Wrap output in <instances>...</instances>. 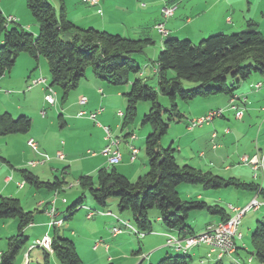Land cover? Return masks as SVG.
<instances>
[{
    "label": "crops",
    "instance_id": "obj_1",
    "mask_svg": "<svg viewBox=\"0 0 264 264\" xmlns=\"http://www.w3.org/2000/svg\"><path fill=\"white\" fill-rule=\"evenodd\" d=\"M15 2L18 4L22 2L16 12V17L19 18L21 25L34 35L39 34V27L35 19L27 10H24V1L15 0ZM63 2L67 8L70 20L81 28L94 27L127 38L151 39L152 42L146 46L144 54L147 56L151 52L152 58L150 59L153 62L156 61L159 51L163 49L167 38L179 39L185 37L197 43L213 34H232L243 31L247 29L249 22H254L264 35V0H99V3L96 5H91L83 0H63ZM1 6L5 7L4 0H0V9L2 10L3 8ZM165 6H175L173 15L168 18L164 17L163 8ZM160 22H165L168 29L167 36H163L155 27ZM43 67L44 64L41 57L36 61L27 53L19 56L13 69L0 78V115L10 113L13 117L12 110L10 109L14 106H11L10 102L16 96H22L25 100L29 99L31 102H35L36 105H41V107L49 106V103L45 99L46 90L44 85L37 84L31 88L28 87L31 81L39 76L48 79V74L44 73L45 70ZM153 70L157 73L156 63ZM259 82L263 85L257 88L256 84ZM130 84L128 85L129 87ZM57 95L56 92V103L54 106L58 102ZM123 95L124 93L121 89L108 85L92 72L88 73L85 79L83 78L80 81L78 88L71 95L70 103L63 110L65 114L59 119L62 126L70 127L72 124L75 125L77 129L79 128L81 130L79 131L83 136H88V141L95 142L96 147L101 150L108 143L102 126H109L115 136L116 133H121V136L117 137L121 138L119 150L122 154V160L119 163L120 167L116 168L120 173L134 181V179H137L148 170V164L143 162L142 167H140L141 163H137L139 154L141 153V148L138 145L141 138L137 140L134 132L128 127H123V116L118 114L119 111L124 113L126 109V101ZM235 95L238 97L235 102L238 107L237 109L243 110V116L241 118H238L236 115L235 117L241 121L246 119L245 122L240 123L237 130H234L232 127L230 128L231 121L227 119L229 115L227 117L225 116V110L233 111L234 113L237 111V109L229 106L231 95L220 94L202 98L199 101H195L197 99L194 100L197 104L202 105L199 109H194L189 106L190 118H188L187 122V131L179 137L178 145L176 144L178 152L176 154L179 155L177 161L180 164L181 159L183 163L200 170L211 171L224 178L236 177L243 181L256 182L264 187V171L262 167L255 170L252 165L246 166L240 164L242 163V157L245 155L251 158L255 155L261 156L264 154V115H262L264 113V77L259 73H253L246 80H242L239 83L233 96ZM83 96H86L88 99L85 105L80 104V99ZM16 99L20 100L21 98L16 97ZM99 107H103L104 110L98 114L96 121L88 116L79 117L78 112L74 115L76 113L74 109L80 110L85 108L89 113ZM218 108L224 109V113L220 117L222 119L219 121L216 122L215 119L212 121L213 124L210 125L205 124L195 128L189 127L192 118ZM15 109L16 111H20V114L27 116H30V113L32 115V112L36 113L33 111L35 108L27 110L20 104ZM42 112L43 110L38 112L39 117L34 116V118L32 116V126L25 139L30 151L29 153L25 152V156L27 157L25 161L27 165H30L29 162L32 160L44 161L36 166H31L34 168L33 172L41 180L53 182L56 178H59L57 176L59 169L57 165L59 161H68L72 165L76 162L83 161L75 156V145L70 144L72 142H68L69 139L62 140L58 146L56 142H52V136L49 134L52 131L51 128L54 122L48 120V114L46 112L45 115ZM258 120L261 123L256 134L248 136L249 139L245 141L242 135H240L239 128L243 126L242 124L246 125L247 123L249 127H252L251 123L256 124ZM97 122L101 123L102 126ZM82 129L87 130L83 131ZM29 139H34L37 142V149H34L28 144ZM182 141L184 143L181 145L180 143ZM172 143L174 144V142ZM227 143L236 145L243 144V146H238L234 152H226V155H223L222 149ZM132 146L138 149V155L134 161L131 160ZM203 147H205V150L202 149ZM58 151L64 153V159L57 157ZM89 160L93 161L92 164L94 167L89 171L85 169L84 171H87L86 173L92 172L97 168L109 166L107 157L103 154ZM1 161L3 167H0V171L6 164L9 167H13L6 157H1ZM53 173L55 177L51 180L49 177ZM67 173L68 170L63 171V175ZM62 180L66 182L64 176ZM5 181L4 190L1 193L5 191V196L20 199L22 206L27 211H33L32 205L28 201V197L31 194L30 197L33 199H31V202L36 201L35 207L37 208L34 209H36V212L41 211V214H34L32 224L24 230V234L28 238L33 235V239L35 240L43 237L45 234H49L51 237L56 234L66 237V234L63 232L64 229L61 230L64 227V223L61 227L57 228H50L48 224L50 217L47 214V209L51 206V200L57 190L47 189V193L43 197L39 196L38 192L31 191V189L25 191L26 182L24 179L13 176V172L10 176L5 177ZM182 184L178 186L182 198V195H184L189 200L199 199L209 204H218L229 215L232 214L230 206L241 208L250 203L254 198L263 201L257 192L247 190L240 192L238 189L231 187L209 189L200 184H191L194 188L184 186L182 190L180 189ZM66 185L67 182L58 189L56 207L59 211V217H61L62 213L60 207L68 203V199L63 196V192L67 187ZM223 189L225 193H223ZM37 197L38 199H36ZM63 198H66V202H63ZM234 198L237 199V203L234 202ZM263 208L264 204L256 209L255 212H263ZM99 211H103V213H100V217L96 221H93L92 225L103 224L102 232H93L83 236L74 229L71 233L72 238H69L74 241L79 255L82 253L92 254L89 264H104L106 260L109 262L115 261L118 264H154L170 254H188L191 257V263L196 262L197 264H216L219 260H222L225 264H229L227 260L230 264H260L252 254L253 247L250 248L245 243V233L240 230V227L239 232H241L242 237L236 240V251L231 255L219 258L218 252L211 251V247L207 244L197 245L187 253H180L166 246L167 233L176 235L178 233L164 227L160 214L157 219L161 223L157 227L153 226L151 231L144 232L143 236H138L126 228H124L122 233L113 235L111 228L115 226L123 227L122 222L115 218L116 216L114 215L117 214L112 209L105 210L103 208ZM88 214L89 212L86 218L89 220L97 217L96 214L88 217ZM119 216L128 220L122 215ZM222 221L221 216L203 210L192 211L187 220L188 224L196 233L202 232L209 225L218 224ZM259 221L257 220V224ZM253 224L248 228L249 234L251 233V235L254 229ZM0 226L1 253L7 249L9 238L18 233V220L16 218L1 219ZM133 233L137 235L136 238L139 237L137 239L138 241H135V238L132 237ZM111 234L117 239L120 238L117 241L120 242L119 244L130 245L131 251L129 254L124 256H115L112 254V245L106 243ZM98 242L99 244L97 245ZM22 259L23 255H20V262ZM36 259L42 261L38 255H36ZM43 261L45 263L44 258ZM82 261H84L83 258Z\"/></svg>",
    "mask_w": 264,
    "mask_h": 264
},
{
    "label": "trees",
    "instance_id": "obj_2",
    "mask_svg": "<svg viewBox=\"0 0 264 264\" xmlns=\"http://www.w3.org/2000/svg\"><path fill=\"white\" fill-rule=\"evenodd\" d=\"M60 3L57 9L50 0H26L39 26L37 37L21 25L19 18L18 21L8 22V16L0 9V78L13 69L21 54L27 53L36 61L40 57L47 59L50 79H46L51 86L61 89L62 103L86 77L88 67L96 77L110 85L131 83L128 92L124 93L127 107L123 113V127L135 121L140 101L151 102L149 112L142 119V125L152 128L145 139L147 172L132 181L118 172L114 165L101 167L95 176L82 175L78 180L100 206L106 207L111 197L119 198V212H129L141 232L152 230L149 210L157 208L166 229L176 231L179 236H188L196 233L187 222L192 211L217 214L223 221L231 215L218 204L183 199L178 190L182 183L200 184L209 189L231 187L257 192L264 201V187L260 184L236 177L224 178L189 164L180 165L176 156L177 147L173 143L168 148L161 145L170 124L185 117L179 108L180 101L220 94L233 96L239 83L253 73L264 77V35L254 22H249L243 31L213 34L198 44L190 39L167 38L155 61L158 85L154 87L141 78L133 81L130 78L131 73L142 72L135 55L144 53L151 39L127 38L94 27L81 28L68 17L63 0ZM229 77L233 78L231 83L228 82ZM184 81L194 85L186 88ZM159 92L168 97L169 108L160 103ZM31 126L32 119L25 114L17 119H13L10 113L0 115V135L26 133ZM21 173L24 181L37 189L58 191L66 184L59 178L53 182L43 181L28 169H21ZM84 198L82 195L70 209L78 208ZM34 214V211L25 210L20 199L0 197V220H18V233L9 238L7 249L0 253V264H21L23 259L20 262V255H24L25 248L31 244L24 230L32 224ZM251 240L253 256L264 264V222H258ZM52 244V253L39 248L44 252V264H49L48 256L51 254L62 264H83L73 240L56 234L52 237ZM190 261L188 254H170L154 264H189ZM106 264L115 263L110 261ZM216 264L225 263L219 260Z\"/></svg>",
    "mask_w": 264,
    "mask_h": 264
},
{
    "label": "rangeland",
    "instance_id": "obj_3",
    "mask_svg": "<svg viewBox=\"0 0 264 264\" xmlns=\"http://www.w3.org/2000/svg\"><path fill=\"white\" fill-rule=\"evenodd\" d=\"M23 1H24V8H25L24 10H27L28 13L30 15H32L30 10L27 7L26 0H23ZM50 2L57 9L60 8V4H61L60 0H50ZM21 4H22V2H21ZM21 4L20 3L18 4L17 2H15V0H4L5 7L1 6V8H3L2 12L5 16H9V15L17 16L16 12L19 9ZM35 36L37 37L38 34H36ZM184 39H187V38H185V37L179 38V40H184ZM200 42L201 41L197 42V44ZM151 47H153V46H151ZM150 58H152L151 52L147 56L144 53L140 54V55H135V59L142 66V72L141 73H131L130 78H131V80H135L136 78H141L142 80L146 81L151 86L155 87L158 85V75L153 70L155 62L151 61ZM41 59H42V62L44 64V67H43L45 70L44 73L48 74V79H50L47 59L45 57H41ZM38 71H40V70L38 69ZM91 72H92L91 68L88 67L86 69V75L88 73H91ZM84 79H85V77H84ZM232 79H233L232 77H229L228 82L231 83ZM108 85H110V84H108ZM128 85L129 84H124V85L114 86V87L119 88V89H121V91L123 93H126V92H128V90L130 88ZM193 85H194L193 82L184 81V86L186 88H191ZM111 86H113V85H111ZM76 89L72 90L69 94L67 101L65 103H62V98H63L62 91L60 88L54 87V90L58 94L57 95L58 96V102H57L56 106L48 104L49 106L41 107V105H36L35 102H31L29 99L25 100L22 96H16L17 98H21V99L18 100L15 97V98H12V101L10 102V105L14 106V107H12V109H10V110H12V114H13L12 118L17 119L21 115L20 111H16V109H15L18 104L23 105L24 108L27 110H30V108H35V110H33V111H35L36 113L32 112V115L30 113L29 117L31 119L34 116L39 117L38 112H41V110L45 111L48 114V120L49 121L52 120L54 122V124L51 128L52 131L49 134L52 136V142H56L57 146H58L62 140L69 139L68 142H72L70 144L75 145V156H77L81 161H83V162H80V161L76 162L74 165H72V163H69L68 161H59V164L57 165V167L59 168L58 172H57V176H59L60 179H62L64 176V178H66V182H67V185H66L67 187H66L65 191L63 192V196H65L68 199V203L63 204L60 207L62 209V213H61L60 218L64 219V222H63L64 227L61 230L64 229L63 232L66 234L67 238H72L71 233H72V230H74V229H76L77 232H79L83 236H86V235L93 233V232H102V230H103L102 228L104 227L103 224H97L96 226H93L92 223H93V221H96L100 217L99 216L100 213H103V212L99 211V210H102L103 208H105V210L112 209L117 215H122L123 217L127 218L129 220V222L131 223V225L137 229L135 222H134V220H133V218L129 212H125V213L119 212V210H118L119 198L111 197L110 199H108L107 206L102 207L95 201L94 197L90 194V192L88 190L83 189L78 182L81 175L88 174V175L95 176L98 168L93 170L92 172L90 171L91 173L90 172L86 173L87 171H84V170L87 169L89 171L92 169V167H94V165L92 164L93 161H91L89 159H94V157H96V156L98 157V156L102 155V150L98 149L96 147L95 142L88 141L87 140L88 136L87 135L83 136L80 133L81 130L79 128L77 129V127L75 125L72 124V126H70V127H66L65 125L62 126V123L59 119L60 115L63 116V114H65L63 112V110H64L65 106H67L70 103L71 95L74 93V91ZM123 97H124V100L126 101L125 103H126V107H127V100H126L125 95H123ZM196 99L197 100H195V101H199V99H202V98L198 97ZM159 101L164 107H168V108L170 107V101H169L168 97L163 95L161 92H159ZM195 101L192 100V101H180L179 102V108L184 113L185 117L181 121L172 122L170 124V128H169L168 133L162 138V141H161V145L164 148H168L172 144V142H174V145L176 147L178 145L179 137L182 134L186 133L188 118H190L189 106L193 107L194 109H199L202 105V104H197V102H195ZM150 108H151V102L150 101H140L138 103V115H137L135 121L128 126V128L132 132H134L135 135L137 136V140L141 138V140L138 144L141 148V150H140L141 153L139 154V158L137 161V163H139V164L141 163L140 167H142L143 162L148 164V156H147V153L145 150V139L148 136V134L152 131V128L149 125H142V119H143L144 115L149 112ZM82 109L85 110V108H82ZM74 110L76 112L74 115H76L77 112H79V109H74ZM36 114H38V115H36ZM228 115H229V117H227ZM235 115H236V113H234L233 111L225 110V116L227 117V119L229 121H231L230 128L232 127V128H234V130H237V128L240 126V123L245 122L246 119H244V121H241V120L237 119L235 117ZM262 115H264V113ZM120 118H122V117H120ZM215 119H216L215 121L217 122L222 118L215 117ZM256 122H257L256 124H254L253 122L251 123L252 127H249L248 123H247L246 125L242 124L243 126L241 128H239V131L241 133L240 135H242V137L245 141L247 139H249L248 136H250L252 134L253 135L256 134V131L259 127V124L261 123L260 120H258ZM120 123H122V122H120ZM210 124H213V122L209 123V125ZM253 126H254V128H253ZM82 130L85 131L87 129H82ZM263 130H264V128H263ZM29 132H30V130L26 133L0 135V167H3V165H1V163H2L1 157L8 158V160L10 161V164L13 165V167H11V166L9 167V165L6 164L5 167L2 168V170L0 171V197H1V195L5 196V194H6L5 191H4V193H1L4 190V186H5V182H6L5 181L6 176H10L11 173L13 172V176H16V178L24 179L22 176V173H21V169H28V170L34 171V168L31 167V165H27L26 161H25L27 158L25 156V152L29 153V151H30V149L27 146V143L25 141ZM112 133H113V131H112ZM113 136L118 138L117 136H121V133H116V136L113 133ZM119 139L121 140L120 137H119ZM183 143H184V141H182L180 144L182 145ZM238 146H243V144L242 145L241 144L236 145V144L227 143L226 146L222 149V154L226 155V152H234L235 150H237ZM202 149L205 150V147H203ZM198 150H201V149H198ZM89 151L94 152L95 155H92ZM177 154H178V152H177ZM177 154H176V156L179 158V155H177ZM184 164L185 163H183V161L180 159V165H184ZM240 164L246 165V166L251 165V164H244L243 162ZM119 165L120 164L116 165V167L119 168L120 167ZM64 170H68V173L65 175H63ZM54 177H55V175L53 173L50 175L49 178L51 180H53ZM137 179H134V181ZM184 186L194 188V186H192L191 184L183 183L180 186V189L183 190L182 187H184ZM25 189H26L25 191L30 190V189H31V191H36V192H38L39 196H41V197H43L45 195V193H47V189H45V188L37 189L35 186H33L30 183H26ZM178 190H179V187H178ZM222 191H224L223 193H225L224 189ZM239 191L243 192V190H239ZM56 194L58 196V191L55 192V195L53 198H57ZM82 195H84L85 198H84L83 202L80 205H78V208H74L75 210L70 209V207ZM30 196H31V194L28 197V201L31 203L30 205H32V208H33L32 210L35 211V215H37L38 213L41 214V211L36 212V209H34V208H37V207H35L36 201H34L33 202L34 204H33L31 202L32 197H30ZM182 196H183V199L184 198L186 199V197H184V195H182ZM36 199H38V197ZM186 200H189V199H186ZM233 200L235 203L238 202L236 198H234ZM262 210H263V212L261 211L262 213L260 211L255 212L256 210H250L241 219L240 230L245 233V238H244L245 240L244 241H245V243L248 244V246L250 248L252 247V240H251L252 235H251V233L249 234L248 228L252 223H254L253 224V226H254L253 231H254L256 229V226H257V220H260V222H264V208ZM88 212H89V214L91 212H93L94 214H96L97 217L94 219H91V220L87 219L86 217H87ZM159 214H160V212L157 208H152L149 210V217H150L154 227H157L159 225V223H161L157 219ZM117 215H114V216H117ZM9 219H11V218H9ZM122 226L123 227H121V226H115V227H117V228L121 227L122 229H124V228L131 229V228H128L127 226H124L123 224H122ZM112 228H114V227H112ZM0 229H1V226H0ZM167 234H169V233H167ZM137 235L141 236L139 234H137ZM137 235L134 233L132 234V237L135 238V241H138L137 239L139 237L136 238ZM167 238H166V240H167ZM119 239L120 238L117 239L116 237L112 236V234H111L110 237L108 238V240L106 241V243H109L110 245H112V254L115 256H124L126 254H129V252L131 251L130 245L129 244H119L120 242H117ZM33 240H34L33 235H31L30 243L33 242ZM170 248L173 249V247H170ZM81 249L84 250V248H82V247H81ZM175 251H177V250H175ZM177 252L184 253L181 251H177ZM82 254H80V255H81V258H83V260H84L83 264H89L92 254H90V253H88V254L84 253L83 255ZM36 255H38L42 259V261L37 260ZM43 258H44V252L42 251V249L36 248L31 252V255H30L31 263L30 264H44ZM24 259H25V256H23V260ZM48 260H49V264H62L53 254L48 256ZM108 262L109 261L106 260L104 264H106ZM112 262H114L115 264H118L115 261H112ZM227 263L230 264V262L228 260H227ZM189 264H197V263L196 262L191 263V261H190Z\"/></svg>",
    "mask_w": 264,
    "mask_h": 264
},
{
    "label": "built area",
    "instance_id": "obj_4",
    "mask_svg": "<svg viewBox=\"0 0 264 264\" xmlns=\"http://www.w3.org/2000/svg\"><path fill=\"white\" fill-rule=\"evenodd\" d=\"M86 3H89L91 5H96L99 3V0H83ZM175 10V6H165L163 8L164 17L168 18L173 15ZM8 22H15L18 21V18L15 16H8L7 17ZM155 27L159 30V32L163 36L168 35V29L166 27L165 22H160L155 25ZM42 84L45 87L46 95L45 99L50 105H55L56 103V91L54 90V87L49 84L47 79L43 76H39L31 81L29 84V88L37 85ZM257 88H260L262 86H258V83L256 84ZM238 97L232 96L230 99V107L237 109V105L235 102L237 101ZM88 99L86 96L81 97L80 104L85 105L87 103ZM104 110L103 107H99L95 111L87 112L84 109L79 110L78 116L84 117L88 116L89 118L93 119L94 121L97 120L98 114H100ZM43 115H45V111L42 112ZM224 113V109L218 108V109H212L208 111L207 113L192 118L189 123L190 128H195L197 126H202L205 124L211 123L213 120H215V117H221ZM120 116H123V112L119 111L118 113ZM236 116L238 118H241L243 116V110L237 109ZM99 125L102 126L101 123L97 122ZM105 131V138L107 140V144L102 149V154L107 157V162L109 166L118 165L122 160V154L119 150V144L121 140L119 138H116L112 134V130L109 126H102ZM28 144L33 147L34 149H37V142L34 139H29ZM92 155H95L94 152H90ZM57 157L59 159H64L65 155L62 151L57 152ZM137 157V148L132 146L131 147V160L134 161ZM262 157H264V154L261 156L255 155L253 157H248L247 155L242 157V162L251 164L255 170H257L259 167L263 168L262 165ZM44 161L41 160H32L29 162L31 166H36ZM57 198H53L51 200V206L47 209V214L50 217L49 221V227L50 228H57L60 227L59 223V211L56 207ZM63 202H66V198H63ZM262 204H264V201H260L257 198H254L250 203H248L246 206L241 208H236L233 206H230L232 209L231 216L226 220L222 221L218 224L209 225L206 227L205 230H203L201 233L198 234H192L188 236H179L176 235V240H166V246L173 247L174 250H186L189 251L193 247L200 245V244H207L211 247V251L218 252L219 258L231 255L236 251V240L240 239L242 237L241 232H239V227L241 223V219L243 216L250 210H256L258 209ZM103 212V211H101ZM107 214V212H105ZM95 214H88V217H91ZM117 218H120L119 215H117ZM133 231L136 234H139L141 236L144 235V232L139 231L134 226L132 229H129ZM124 229H113L111 228V232L113 235H118L122 233ZM166 235V234H165ZM35 241H42L45 242L48 252H53V244H52V237L49 234H45L43 237L33 240L30 245H28L24 250L25 259L24 260H30V254L35 249ZM99 242L97 243V245ZM96 245V246H97Z\"/></svg>",
    "mask_w": 264,
    "mask_h": 264
},
{
    "label": "bare ground",
    "instance_id": "obj_5",
    "mask_svg": "<svg viewBox=\"0 0 264 264\" xmlns=\"http://www.w3.org/2000/svg\"><path fill=\"white\" fill-rule=\"evenodd\" d=\"M258 86H262V83H258ZM137 153H138V149H137ZM262 165L264 167V157H262ZM56 197H57V194H56ZM90 214H94L93 212H91ZM111 214V212H110ZM117 217V216H116ZM120 222H122V224L124 226H127L128 228H133V226L131 225V223L128 221V220H125L123 218H117ZM64 222V219L60 218L59 217V223H60V226L63 224ZM121 227L117 228V227H114L113 229H120ZM122 229V228H121ZM201 233V232H199ZM195 234H198V233H195ZM167 240H176V236L175 235H171V234H167ZM36 248H43V249H47V246L45 244V242H42V241H35V249ZM177 251H181V252H184V253H187L188 251L186 250H177ZM52 253V252H51ZM22 264H30V260H23V263Z\"/></svg>",
    "mask_w": 264,
    "mask_h": 264
},
{
    "label": "water",
    "instance_id": "obj_6",
    "mask_svg": "<svg viewBox=\"0 0 264 264\" xmlns=\"http://www.w3.org/2000/svg\"><path fill=\"white\" fill-rule=\"evenodd\" d=\"M160 173V172H159Z\"/></svg>",
    "mask_w": 264,
    "mask_h": 264
}]
</instances>
